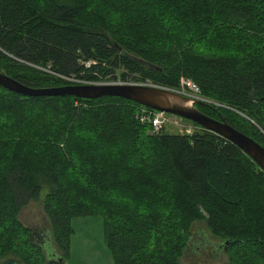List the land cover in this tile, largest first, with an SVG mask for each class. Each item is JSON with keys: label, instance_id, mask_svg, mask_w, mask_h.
<instances>
[{"label": "trees", "instance_id": "1", "mask_svg": "<svg viewBox=\"0 0 264 264\" xmlns=\"http://www.w3.org/2000/svg\"><path fill=\"white\" fill-rule=\"evenodd\" d=\"M0 72L35 88L188 78L200 111L264 145V0H0ZM141 106L0 85V260L71 264L72 219L101 215L114 264H264V170L204 128L152 133ZM45 186L50 247L20 218Z\"/></svg>", "mask_w": 264, "mask_h": 264}, {"label": "water", "instance_id": "2", "mask_svg": "<svg viewBox=\"0 0 264 264\" xmlns=\"http://www.w3.org/2000/svg\"><path fill=\"white\" fill-rule=\"evenodd\" d=\"M0 85L26 96H75L97 99L104 96H116L132 100L152 109L167 111L198 123L236 144L264 170V145L253 137L241 132L225 119L214 118L198 109L196 104L210 105L207 99H195L176 89L153 83L125 82H84L71 83L55 87L35 88L28 86L6 73L0 72ZM2 264H20L10 258Z\"/></svg>", "mask_w": 264, "mask_h": 264}, {"label": "rangeland", "instance_id": "3", "mask_svg": "<svg viewBox=\"0 0 264 264\" xmlns=\"http://www.w3.org/2000/svg\"><path fill=\"white\" fill-rule=\"evenodd\" d=\"M72 81H76L72 78ZM79 82V81H78ZM115 82V81H114ZM116 82H124L117 79ZM130 83V82H125ZM140 83V82H131ZM148 83H151L148 81ZM189 92V91H187ZM190 93V92H189ZM192 97V96H191ZM194 98V97H192ZM196 99V98H195ZM48 187H44L41 196L31 201L24 207L20 213L21 221L30 227H34L37 231L42 227L48 228L45 233L48 236L47 246H54L51 234L49 233L50 226L44 212V196L47 193ZM73 234L71 237L70 255L68 262L71 264H114L113 255L109 249L105 237L103 217L101 215L80 216L72 219ZM193 239L195 244H199L201 250H212L216 237L208 231L205 222H199L193 226ZM209 235L206 236V233ZM207 233V234H208ZM53 251V247L50 248ZM194 252L189 251L181 260L182 264H220L226 260V256L220 257V260H215L213 254H208L204 251L201 255H193ZM58 255V254H57ZM7 258L0 260L2 264Z\"/></svg>", "mask_w": 264, "mask_h": 264}, {"label": "built area", "instance_id": "4", "mask_svg": "<svg viewBox=\"0 0 264 264\" xmlns=\"http://www.w3.org/2000/svg\"><path fill=\"white\" fill-rule=\"evenodd\" d=\"M176 90L196 99H205L201 96L200 87L194 81L188 78H182L180 89ZM136 118L141 123L150 125L151 132L156 134L168 132L174 134L190 135L195 131L204 128L201 125L196 124L195 122L182 116L167 111L152 109L146 106H141L139 108Z\"/></svg>", "mask_w": 264, "mask_h": 264}, {"label": "flooded vegetation", "instance_id": "5", "mask_svg": "<svg viewBox=\"0 0 264 264\" xmlns=\"http://www.w3.org/2000/svg\"><path fill=\"white\" fill-rule=\"evenodd\" d=\"M30 227V226H29ZM32 230H36L35 232L37 233V235L42 239V242L45 243L48 240V236L45 233V231L48 229L45 226L41 228V230L37 231L36 228L31 227ZM49 233L51 234L50 230Z\"/></svg>", "mask_w": 264, "mask_h": 264}]
</instances>
